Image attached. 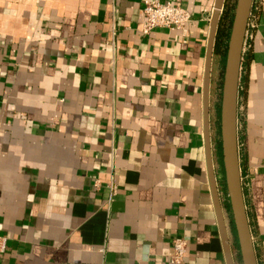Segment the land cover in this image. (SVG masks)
I'll list each match as a JSON object with an SVG mask.
<instances>
[{"label": "crops", "instance_id": "crops-1", "mask_svg": "<svg viewBox=\"0 0 264 264\" xmlns=\"http://www.w3.org/2000/svg\"><path fill=\"white\" fill-rule=\"evenodd\" d=\"M161 1L190 21L143 34V0H0V264H171L177 237L181 264H227L203 134L215 0ZM215 64L213 49L212 162L240 264L216 155ZM237 145L264 264V0L247 22Z\"/></svg>", "mask_w": 264, "mask_h": 264}, {"label": "water", "instance_id": "water-1", "mask_svg": "<svg viewBox=\"0 0 264 264\" xmlns=\"http://www.w3.org/2000/svg\"><path fill=\"white\" fill-rule=\"evenodd\" d=\"M224 1L225 0H215L214 10L210 19V32L208 37L203 82V134L207 154L211 193L224 245L226 263L234 264L230 247V239L222 212L217 179L212 162L211 140L209 134V85L211 60L218 22L224 6ZM252 2L253 0H236L226 47L220 102V140L222 164L227 196L229 199L232 220L238 241L241 264H257L243 199L237 145L238 88L243 46Z\"/></svg>", "mask_w": 264, "mask_h": 264}, {"label": "built area", "instance_id": "built-area-1", "mask_svg": "<svg viewBox=\"0 0 264 264\" xmlns=\"http://www.w3.org/2000/svg\"><path fill=\"white\" fill-rule=\"evenodd\" d=\"M143 22L141 32L143 34L149 33L152 29L157 27H164L168 29H179L190 21V13L178 4L171 1L161 0H143L142 3ZM109 198L111 199L115 187L109 184ZM6 238L0 236V254L5 251ZM187 251L186 240L182 237H177L173 240L172 252L169 255V262L171 264H181Z\"/></svg>", "mask_w": 264, "mask_h": 264}, {"label": "trees", "instance_id": "trees-1", "mask_svg": "<svg viewBox=\"0 0 264 264\" xmlns=\"http://www.w3.org/2000/svg\"><path fill=\"white\" fill-rule=\"evenodd\" d=\"M232 5L230 4L229 0H226L223 6V10L218 22V27H217V32H216V37H215V43H214V53L220 55V62L222 68H224L225 64V57H226V47H227V41L229 37V32H230V26L233 18V13H232ZM217 117H218V124H217V132L218 135H220V103L218 104L217 107ZM216 155L218 157V161L221 165V174H222V184L224 191L226 193V202H225V207L226 210L228 211L229 214V223H230V230L233 236V241H234V246L237 251V258L239 260V263L241 264V258H240V253H239V247H238V241H237V236H236V231L234 227V223L232 220V215H231V210H230V204H229V199L227 196V190H226V185H225V178H224V170H223V164H222V151H221V140L218 139L216 142Z\"/></svg>", "mask_w": 264, "mask_h": 264}, {"label": "rangeland", "instance_id": "rangeland-1", "mask_svg": "<svg viewBox=\"0 0 264 264\" xmlns=\"http://www.w3.org/2000/svg\"><path fill=\"white\" fill-rule=\"evenodd\" d=\"M230 4L232 5V13L234 12V7H235V4H236V0H229ZM233 15V14H232ZM215 67L214 68V77L217 79L218 81V88H219V91H218V100H219V103L221 102V90H222V79H223V70L224 68H222L221 66V62H220V65L217 66V64H215ZM218 139H220V135H218V132L216 133V142L218 141ZM215 142V143H216ZM221 165L218 161V170L219 172L221 173ZM221 178H222V174H221ZM237 258V256H236ZM238 260V258H237ZM238 263H239V260H238Z\"/></svg>", "mask_w": 264, "mask_h": 264}]
</instances>
